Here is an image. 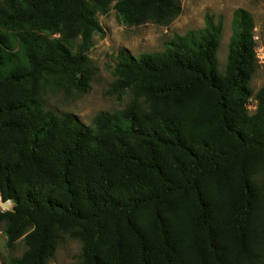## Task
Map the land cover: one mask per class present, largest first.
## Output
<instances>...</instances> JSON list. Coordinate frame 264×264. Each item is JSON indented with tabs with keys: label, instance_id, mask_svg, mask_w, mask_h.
I'll use <instances>...</instances> for the list:
<instances>
[{
	"label": "trees",
	"instance_id": "16d2710c",
	"mask_svg": "<svg viewBox=\"0 0 264 264\" xmlns=\"http://www.w3.org/2000/svg\"><path fill=\"white\" fill-rule=\"evenodd\" d=\"M168 26L177 0H0V212L5 264H50L61 233L81 264H264V88L252 15L176 36L163 52L122 50L112 90L131 102L90 126L46 110L49 89L86 94L99 17ZM252 98L257 102L249 111Z\"/></svg>",
	"mask_w": 264,
	"mask_h": 264
},
{
	"label": "rangeland",
	"instance_id": "374dc122",
	"mask_svg": "<svg viewBox=\"0 0 264 264\" xmlns=\"http://www.w3.org/2000/svg\"><path fill=\"white\" fill-rule=\"evenodd\" d=\"M3 1V0H1ZM181 6V14L168 26L147 23L138 27H127L119 19L115 10L107 16L99 17L102 33L93 38V47L89 58L97 69L88 93L65 92L60 89H49L42 97L46 110L58 116L73 115L82 124L90 126L101 113L114 114L124 110L132 100L126 93L115 94L112 85L115 81L114 69L118 63L120 51H128L139 58L144 54L163 52L166 44L176 36H185L190 31L200 30L206 25L207 16L222 20V40L218 51V65L224 73L229 43L232 35L234 13L239 10L249 12L255 22L254 36L257 44L258 68L251 87L256 95L264 88V0H177ZM249 111L254 114L257 102L252 98ZM5 211L12 208L2 203ZM4 225H0V264L12 258L21 257L26 245L20 241L11 250L7 248ZM82 243L69 234L61 233L56 255L50 264H81Z\"/></svg>",
	"mask_w": 264,
	"mask_h": 264
},
{
	"label": "built area",
	"instance_id": "2783aa9c",
	"mask_svg": "<svg viewBox=\"0 0 264 264\" xmlns=\"http://www.w3.org/2000/svg\"><path fill=\"white\" fill-rule=\"evenodd\" d=\"M256 41V40H255ZM6 206L10 207V208H13V203L11 201L5 203Z\"/></svg>",
	"mask_w": 264,
	"mask_h": 264
},
{
	"label": "water",
	"instance_id": "95a60500",
	"mask_svg": "<svg viewBox=\"0 0 264 264\" xmlns=\"http://www.w3.org/2000/svg\"><path fill=\"white\" fill-rule=\"evenodd\" d=\"M0 212H5L3 206H2V200L0 199Z\"/></svg>",
	"mask_w": 264,
	"mask_h": 264
}]
</instances>
